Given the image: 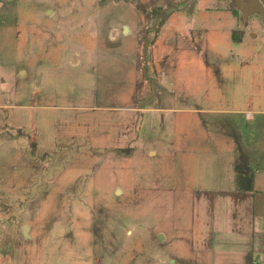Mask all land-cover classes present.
Instances as JSON below:
<instances>
[{
	"label": "rangeland",
	"instance_id": "obj_1",
	"mask_svg": "<svg viewBox=\"0 0 264 264\" xmlns=\"http://www.w3.org/2000/svg\"><path fill=\"white\" fill-rule=\"evenodd\" d=\"M259 116L264 21L232 0H0V264L190 259Z\"/></svg>",
	"mask_w": 264,
	"mask_h": 264
},
{
	"label": "crops",
	"instance_id": "obj_2",
	"mask_svg": "<svg viewBox=\"0 0 264 264\" xmlns=\"http://www.w3.org/2000/svg\"><path fill=\"white\" fill-rule=\"evenodd\" d=\"M248 34L251 37L242 36L238 42L255 38L254 33ZM251 108L248 106L245 118L256 121L252 111L262 110ZM236 118L229 121L235 123ZM258 122L264 126V117L259 116ZM260 140L242 145L235 141L236 147L227 151V180L231 183L200 193L209 198L201 196L196 201L199 207L191 231L190 259L168 254L159 257V264H264V137L263 143ZM237 172L250 178V187H238Z\"/></svg>",
	"mask_w": 264,
	"mask_h": 264
},
{
	"label": "water",
	"instance_id": "obj_3",
	"mask_svg": "<svg viewBox=\"0 0 264 264\" xmlns=\"http://www.w3.org/2000/svg\"><path fill=\"white\" fill-rule=\"evenodd\" d=\"M234 6L241 12L243 19L246 21L251 14L259 13L264 21V0H232ZM127 32V27H123V33ZM26 225L22 227L23 236H27ZM162 238V235H159Z\"/></svg>",
	"mask_w": 264,
	"mask_h": 264
},
{
	"label": "trees",
	"instance_id": "obj_4",
	"mask_svg": "<svg viewBox=\"0 0 264 264\" xmlns=\"http://www.w3.org/2000/svg\"><path fill=\"white\" fill-rule=\"evenodd\" d=\"M236 181H237L238 187L240 188L247 189L248 187H250V178L245 176L244 173L237 172Z\"/></svg>",
	"mask_w": 264,
	"mask_h": 264
}]
</instances>
